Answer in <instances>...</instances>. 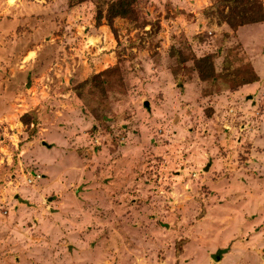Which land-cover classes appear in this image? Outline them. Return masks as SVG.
<instances>
[{
  "label": "rangeland",
  "instance_id": "374dc122",
  "mask_svg": "<svg viewBox=\"0 0 264 264\" xmlns=\"http://www.w3.org/2000/svg\"><path fill=\"white\" fill-rule=\"evenodd\" d=\"M111 1L0 0V264H264V0Z\"/></svg>",
  "mask_w": 264,
  "mask_h": 264
},
{
  "label": "trees",
  "instance_id": "16d2710c",
  "mask_svg": "<svg viewBox=\"0 0 264 264\" xmlns=\"http://www.w3.org/2000/svg\"><path fill=\"white\" fill-rule=\"evenodd\" d=\"M135 1L136 0H112L107 9V20L111 21L114 16L127 17L134 15ZM235 1L239 3L238 0ZM232 2L233 0H225V5H227L228 9L230 10L235 5V3ZM240 4L242 3L240 2ZM209 9L216 12V18L219 20H226L230 24L235 22L237 25H242L250 21H258L257 19H259V17L252 16V14H260V6L258 3H256V0H245L244 5L237 10V14H229V16L223 15L222 12L214 5L209 6L208 10ZM210 60L211 56H202L195 59V65L198 69L201 79H206L213 76V66ZM203 62H208L210 67L209 72H204V69L201 67ZM24 122H27V120L24 119Z\"/></svg>",
  "mask_w": 264,
  "mask_h": 264
},
{
  "label": "water",
  "instance_id": "95a60500",
  "mask_svg": "<svg viewBox=\"0 0 264 264\" xmlns=\"http://www.w3.org/2000/svg\"><path fill=\"white\" fill-rule=\"evenodd\" d=\"M144 105H145V106H148V103H147V101H144Z\"/></svg>",
  "mask_w": 264,
  "mask_h": 264
}]
</instances>
